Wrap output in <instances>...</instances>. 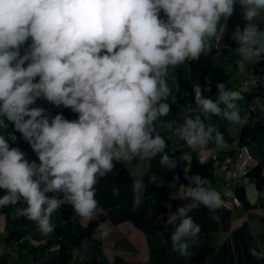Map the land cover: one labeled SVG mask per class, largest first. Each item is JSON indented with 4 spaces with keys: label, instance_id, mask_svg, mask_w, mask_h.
I'll use <instances>...</instances> for the list:
<instances>
[{
    "label": "clouds",
    "instance_id": "clouds-1",
    "mask_svg": "<svg viewBox=\"0 0 264 264\" xmlns=\"http://www.w3.org/2000/svg\"><path fill=\"white\" fill-rule=\"evenodd\" d=\"M237 3L246 23L231 38L243 71L264 60V30L258 26L264 0H0V124L11 123L39 160L29 161L0 135V190L5 191L0 208L22 203L15 217L51 234L52 216L62 206H71L82 222L103 211L95 186L117 162L160 156L162 166L175 168L156 125L171 111L167 78L172 69L210 52L213 42L220 45ZM216 88L214 100L194 84L193 114H185L183 124L164 122L193 150L210 142L226 147L223 133L206 123L209 116L241 129L249 123L237 103L244 99L241 92L225 83ZM39 99L70 109L77 118L51 116L35 106ZM262 101L257 97L253 103L264 114ZM185 179L189 185H180L179 196L187 203L169 212L166 223L174 227L172 250L187 258L202 230L190 213L200 206L215 213L225 201L208 178ZM146 188L142 179L133 181V211ZM119 193L113 187L112 194ZM110 233L100 224L92 239L103 241ZM250 255L264 260V249L252 248Z\"/></svg>",
    "mask_w": 264,
    "mask_h": 264
},
{
    "label": "trees",
    "instance_id": "trees-1",
    "mask_svg": "<svg viewBox=\"0 0 264 264\" xmlns=\"http://www.w3.org/2000/svg\"><path fill=\"white\" fill-rule=\"evenodd\" d=\"M161 16L163 17L162 13ZM245 23L242 8L237 3L234 14L227 20V32L220 45L218 47L216 45L212 46V50L201 55L199 60L186 62L170 71V74L178 82L177 101L175 105L171 106L176 118L180 107L186 105L197 107L194 101V84L198 83L202 88L203 95L214 100L216 99V85L218 83H225L228 88L231 87L233 74L228 71L226 63L233 65L238 75L243 76L239 72V57L235 52L238 45L231 37L235 28L239 26L243 29ZM258 26L264 30L261 22ZM254 65L257 72L263 75L264 60ZM184 90L188 91L186 95ZM263 96L264 92L261 94V97ZM42 104H48V102L39 99L35 106ZM45 110L51 116L60 113L69 120L77 118V114L70 109L56 107L52 104H49ZM259 114V117H257L255 111H250L248 125L242 129L240 128L239 146L250 148L264 143V114ZM74 115L76 116L74 117ZM157 129L166 140L167 148L165 151L176 160L177 166L168 169L159 163L160 156L152 159L150 170L142 179L147 185L144 199L135 211H133V178L127 167L123 163L117 162L114 170L106 177L101 178L95 186V198L99 201V206L103 211L99 212L91 221L82 222L75 216L72 207L65 205L52 216V223L55 225L54 231L51 234H42L34 222L24 217H15L16 207L25 205L22 203L17 206L9 205L0 208V222L2 217L5 218L6 222V234L1 238V241L7 245L17 246L22 254L33 255L35 260L56 245L59 248L58 254L51 257L49 264H77V260L82 258L83 254L88 255L87 259L82 258L84 264H110L103 250V241L92 239L97 226L109 221L116 226L130 223L146 234L150 256L148 264H228L227 261L230 256L234 257L236 264H264V260H258L250 255L252 248L247 226L235 230L232 238L225 239L221 245L215 247L211 244L214 234L227 230L230 226L231 212L224 208L217 210L215 213L210 212L204 206L193 210L190 215L202 226V230L197 243L192 248V255L184 258L172 250L170 235L174 231V227L166 223L168 213H175L178 207L183 206L187 201L181 199L180 196L173 198L171 185L178 181L179 184L187 187L189 181L185 179V176L199 174L202 178H208L212 187L215 188L219 179L215 174V161L217 160L210 155L202 158L190 148H186L188 150L187 154L179 148L174 150L171 141L167 138V132L170 131L167 129L165 132L158 125ZM218 130L223 133L224 139L228 137L226 124L220 126ZM2 135L9 139L11 146L19 147L26 154L29 161L35 160L39 163L30 145L19 132L14 130L11 123ZM223 154L224 151H222V158L226 157ZM181 157H184L186 167L181 166L178 162ZM202 161L203 163H201ZM153 176L156 179L150 183L149 180ZM176 177H179V179H176ZM246 178L253 179L257 189L260 192L263 191L264 156L258 164L253 163L252 169L247 176L241 179L236 189L240 203H244L245 207L249 208L246 187L242 184V181ZM113 187L119 188V195L112 194ZM4 194L5 191L0 190V196ZM222 198H224V193ZM214 215L220 217L218 222L212 218ZM7 263V258L2 257L1 264ZM112 264L130 263L124 257L117 255Z\"/></svg>",
    "mask_w": 264,
    "mask_h": 264
},
{
    "label": "rangeland",
    "instance_id": "rangeland-1",
    "mask_svg": "<svg viewBox=\"0 0 264 264\" xmlns=\"http://www.w3.org/2000/svg\"><path fill=\"white\" fill-rule=\"evenodd\" d=\"M262 21L264 23V20ZM215 45V42H213L212 46ZM225 65L227 66L228 71L233 74L232 85L229 88L240 91L243 96L246 95L243 100L237 102L238 106L241 108V115L243 116L244 114H249V110L251 108L250 96L246 94V91L243 87L244 76H238V73L236 72L233 65L227 63ZM167 82L172 89V94L168 97L167 102L170 104V106H172L175 105L177 101L176 95L178 92V82L177 79L171 74H169ZM187 93L188 91L184 90V94L186 95ZM261 98H264V96ZM49 104L50 103L42 104L39 107L47 109ZM184 107L187 108L188 115L193 114L192 110L195 108L194 106L186 105ZM254 111L257 114V117H259L258 115H260V112L258 109H256V106H254ZM75 116L76 115H74V117ZM176 119V114L171 110L167 117L157 120L156 125L160 126L162 130L166 132L167 127L164 122L173 120L176 121ZM206 123L215 126L217 129L220 126L226 124L228 132V137L225 139L226 147L220 150L224 151L225 149L235 148L237 146L238 135L240 132L239 127L231 125L223 117L218 116H209L206 120ZM9 124L10 123L8 122L0 124V135L5 132L6 127L9 126ZM167 138L171 141V146L174 148V150L179 148L184 150L185 154L188 153V150H186L188 146L180 136L167 132ZM193 151H196L197 154L202 156V158L209 156L208 152H202L199 149ZM250 154L252 156L253 163L255 165L258 164L264 156V143L262 145L250 147ZM151 161L152 159L143 161L136 159L131 162L121 163L127 167L134 181L136 179H143L144 176L148 174ZM178 162L181 164V166L186 167L184 157H181ZM215 174L219 177L215 189L220 191L222 194L226 189L225 182L229 175L228 169L222 166L220 161H215ZM242 184L246 187L247 202L249 203L250 207L246 208L244 203H240L239 205L235 206L231 212L230 226L228 229L237 230L247 226L250 235L251 248L262 250L264 249V189L262 192H260L257 189L256 183L251 178H246L244 181H242ZM180 185L181 184H179L178 181L171 185L173 198L179 197ZM223 199L225 201L224 206H227L231 203L230 199ZM224 206L221 209H223ZM103 224L107 225L111 229L110 235L105 240H103V250L110 264H112L113 259L117 255L124 257L130 264L149 263V245L147 236L144 232L136 229L130 223H124L122 225L116 226L107 221ZM5 226V218L2 217L0 222V264L2 257L7 258V264H49L51 257L58 254L59 248L56 245L52 246L44 255L38 256L37 260L34 259L33 255L22 254L20 250H18L17 246L7 245L1 241V238H3L6 234ZM224 240L225 232L220 231L213 235L211 244L216 247L221 245ZM192 248L190 249L191 251ZM82 258L87 259L88 255L83 254ZM82 258L77 260V264H84V260ZM227 263L236 264L234 257L230 256Z\"/></svg>",
    "mask_w": 264,
    "mask_h": 264
},
{
    "label": "built area",
    "instance_id": "built-area-1",
    "mask_svg": "<svg viewBox=\"0 0 264 264\" xmlns=\"http://www.w3.org/2000/svg\"><path fill=\"white\" fill-rule=\"evenodd\" d=\"M239 72L244 76L243 87L246 91V94L250 96V117V111H254L255 104L253 102L255 98H261V94L264 92V86L262 84H253L252 80L254 78H261L262 75L257 72L256 66L254 64H249L243 71H241V69L239 68ZM185 114H188L187 108L184 106L180 107L177 113V124H183ZM170 132L174 135L179 136L174 131ZM201 151L208 152L213 159L221 161L222 166L228 169L229 175L226 179L225 186L226 189L231 191L232 195H227L226 192H224V198H228L231 200V203L227 206H224V209L232 212L234 207L240 204V200L238 199L236 193L237 186L240 184L241 179L248 175L253 166V159L250 154V148H248L247 146H239L233 155L222 158V150L217 149L215 144L210 142L207 148ZM224 232L225 239H230L234 235L235 230L227 229L224 230Z\"/></svg>",
    "mask_w": 264,
    "mask_h": 264
},
{
    "label": "crops",
    "instance_id": "crops-1",
    "mask_svg": "<svg viewBox=\"0 0 264 264\" xmlns=\"http://www.w3.org/2000/svg\"><path fill=\"white\" fill-rule=\"evenodd\" d=\"M261 22V24H262V26H263V28H264V23H263V21H260ZM226 27H227V21H226ZM227 32V31H226ZM226 32H225V34H224V36L226 35ZM224 36H223V38H224ZM239 76V75H238ZM241 77V76H240ZM261 79H264V74L262 75V77H261ZM263 86H264V84H262ZM238 146H239V144H237V146L235 147V148H229V149H225L224 150V156H228V155H231L232 153H233V151L234 150H236L237 148H238ZM189 148V147H188ZM223 151V150H222ZM201 156V155H200ZM202 157V156H201ZM208 157V156H207ZM217 161H219V160H217ZM223 194V193H222Z\"/></svg>",
    "mask_w": 264,
    "mask_h": 264
}]
</instances>
